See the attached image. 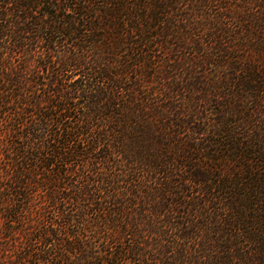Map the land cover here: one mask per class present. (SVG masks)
I'll list each match as a JSON object with an SVG mask.
<instances>
[{
  "label": "trees",
  "instance_id": "obj_1",
  "mask_svg": "<svg viewBox=\"0 0 264 264\" xmlns=\"http://www.w3.org/2000/svg\"><path fill=\"white\" fill-rule=\"evenodd\" d=\"M0 264H264V0H0Z\"/></svg>",
  "mask_w": 264,
  "mask_h": 264
}]
</instances>
